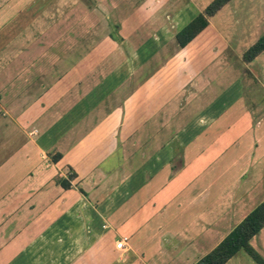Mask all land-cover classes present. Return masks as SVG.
Returning <instances> with one entry per match:
<instances>
[{
  "label": "crops",
  "instance_id": "crops-1",
  "mask_svg": "<svg viewBox=\"0 0 264 264\" xmlns=\"http://www.w3.org/2000/svg\"><path fill=\"white\" fill-rule=\"evenodd\" d=\"M80 1L0 0V264H194L264 200V51L233 0L184 47L212 0Z\"/></svg>",
  "mask_w": 264,
  "mask_h": 264
},
{
  "label": "trees",
  "instance_id": "trees-1",
  "mask_svg": "<svg viewBox=\"0 0 264 264\" xmlns=\"http://www.w3.org/2000/svg\"><path fill=\"white\" fill-rule=\"evenodd\" d=\"M232 0H212L205 11L198 14L178 34L177 40L184 47L209 25V17L216 15ZM264 51V34L244 53V61L251 62ZM59 158L61 155L59 154ZM58 159V158H57ZM66 185V184H65ZM68 186V184L66 185ZM264 228V200L209 253L194 264H226L239 252L245 251L257 264H264V257L253 247L251 240Z\"/></svg>",
  "mask_w": 264,
  "mask_h": 264
},
{
  "label": "rangeland",
  "instance_id": "rangeland-1",
  "mask_svg": "<svg viewBox=\"0 0 264 264\" xmlns=\"http://www.w3.org/2000/svg\"><path fill=\"white\" fill-rule=\"evenodd\" d=\"M198 1L201 3L200 7H202L204 2L208 4L211 0ZM79 3L83 4V8L91 5L87 0H82ZM67 4L68 3L62 2L64 7ZM224 13H226L224 14L226 16L224 25L228 27V30H226L227 39L230 43L233 42V47L236 48L235 51L231 50L229 52L230 58L233 59L229 60L233 61V63H244L242 54L246 51L248 46L253 44L264 34V0H233L225 8ZM63 18H65V16H63ZM262 59H264V56L259 58L260 65L256 67L255 70L259 71L262 78H264V64H262ZM257 88H261V85L257 84ZM253 241L255 247L258 245L260 250L261 248L264 249V233ZM263 249L262 251L259 250L262 254L264 252ZM236 257L238 258H234L235 260L230 264H257L255 260L244 251H241Z\"/></svg>",
  "mask_w": 264,
  "mask_h": 264
},
{
  "label": "built area",
  "instance_id": "built-area-1",
  "mask_svg": "<svg viewBox=\"0 0 264 264\" xmlns=\"http://www.w3.org/2000/svg\"><path fill=\"white\" fill-rule=\"evenodd\" d=\"M126 238L122 239V240H119L118 243H117V247L119 249H125L126 247Z\"/></svg>",
  "mask_w": 264,
  "mask_h": 264
}]
</instances>
